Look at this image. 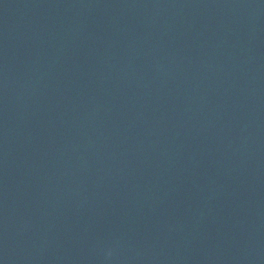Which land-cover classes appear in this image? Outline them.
Instances as JSON below:
<instances>
[{"label": "water", "instance_id": "1", "mask_svg": "<svg viewBox=\"0 0 264 264\" xmlns=\"http://www.w3.org/2000/svg\"><path fill=\"white\" fill-rule=\"evenodd\" d=\"M103 264H264V0H136Z\"/></svg>", "mask_w": 264, "mask_h": 264}]
</instances>
